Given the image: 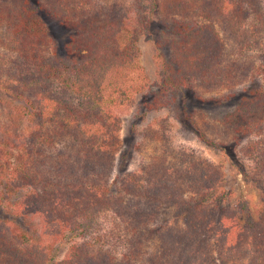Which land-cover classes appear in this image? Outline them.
<instances>
[{"label": "trees", "instance_id": "1", "mask_svg": "<svg viewBox=\"0 0 264 264\" xmlns=\"http://www.w3.org/2000/svg\"><path fill=\"white\" fill-rule=\"evenodd\" d=\"M142 1L143 14L149 18H158L161 10L165 18L178 16L181 20H174L176 47L168 60L159 54L165 68L154 106L166 92L193 83L211 92L245 80L254 66L252 62L248 65L252 58H241L243 64L227 67L215 22L226 37L238 43L239 53L262 49L264 57L263 15L245 11L255 0ZM43 8L71 28L63 56L50 57L42 50L46 32L39 12ZM1 41L0 90L24 102L14 108L15 113L8 111L7 121H0V187L4 194L11 188H27L23 202L13 207L17 206L23 217L37 218L41 234L63 239L68 232L84 229V221L102 204L106 189L102 165L113 160V150L118 148L116 111L146 89L144 69L133 52L136 39L129 14L110 6L109 0L3 3ZM170 65L183 74L173 75ZM231 116L263 120V94L252 91ZM260 122L249 121L245 130L254 131ZM190 128L202 142L214 145L194 123ZM243 152L257 161L264 176V138L244 146ZM190 160L186 155L175 159L171 154H156L151 164L122 180L121 192L137 200L135 205L118 204L115 211L128 219L139 235L120 258L110 249L85 242L73 244L55 264H142L148 243L143 235L147 218L153 215L154 219L162 205L173 206L186 216L184 229L166 227L155 235L159 252L152 260L158 264H237L247 257V264H264V217L256 220L245 202L239 204L246 217L243 245L223 241L216 260L208 225L212 215L206 210V196L216 177L209 175V166ZM2 200L5 207L8 196ZM251 243H260L252 254L245 247ZM52 260L51 248L40 242V236L36 240L18 225L0 221V264H53Z\"/></svg>", "mask_w": 264, "mask_h": 264}, {"label": "rangeland", "instance_id": "2", "mask_svg": "<svg viewBox=\"0 0 264 264\" xmlns=\"http://www.w3.org/2000/svg\"><path fill=\"white\" fill-rule=\"evenodd\" d=\"M15 1L19 0H0V5ZM30 1L39 4L42 0ZM144 4L142 0H109L110 6L123 9L129 14L130 26L136 39L133 52L144 69L146 89L134 95L116 111L119 117L118 148L115 146L113 150L115 152L113 160L102 165L106 177V189L101 199L103 202L89 216L90 219L84 221L86 227L66 233L63 239L52 237L49 239L48 234H41V224L37 218L23 217L18 214L20 211L17 206L13 207L14 204L23 202L28 189L11 188L4 194V189L0 187V221L12 227L18 225V228L27 231L36 240L40 236V242L47 243L51 248L53 264L60 262L73 244L80 245L85 242L110 249L119 258L125 253L129 242L136 240L139 233L134 232L128 219L122 218V214L115 211L118 204L129 202L135 205L134 202L137 200L121 192V182L129 178L131 173L138 172L139 167L151 164L156 154H171L175 159L186 155L197 165L209 166V175L216 177V183H213L206 196V208L208 207L206 210L212 215L208 224L210 244L214 247L217 261L218 249L223 241L228 245L235 243L243 245L246 217L239 210L240 203L247 204L256 220L264 217V176L261 175L257 161L247 157L243 152L244 146L264 138V118L261 120L260 117L231 116L244 104L252 91L258 90L264 96L262 49H253L247 54L239 53L238 43L232 37H226L218 22H215L214 27L225 46L223 55L226 57L227 67L242 63L241 58L246 60L252 58L248 60V65L252 62L254 66H250L245 80L238 85L227 83L211 92L193 83L177 91L166 92L159 104L154 106L156 93L162 88V73L165 68L159 54L168 60V55L173 47H176L177 29L174 28V20L177 19V22L181 20L178 16L172 17L174 20H169V16L165 18L161 10L158 18H149L143 14ZM245 11L249 14L262 13L264 18V0L252 1L246 5ZM39 17L46 32L43 52L50 57L55 54L65 55L66 45L70 42L71 28L46 8L40 10ZM1 43L3 44L2 41ZM168 70L173 75L177 72H180L179 75L183 74L174 65H170ZM244 71L247 72V68ZM23 102L24 100L16 101L0 90V121H7L8 111L15 113L14 108ZM250 119L262 121L252 132L245 130ZM192 123L212 141L213 146L197 137L190 128ZM6 196L8 201L4 202L6 204L4 207L2 197ZM111 205L113 208H110ZM146 207L149 208L148 205ZM185 216L186 213H180L173 206L162 205L154 219L151 218L153 215L147 218L148 223L145 225L147 230L143 235L147 237L148 243L143 249L142 264H155V260L152 259L158 257V239L155 238V235L158 237V230L172 226L179 230L184 229ZM77 220L81 221V218L78 217ZM180 235L183 239L182 232ZM259 245L260 243L256 245L251 243L245 247L252 254ZM245 260L249 261V258ZM246 261H239L237 264H247Z\"/></svg>", "mask_w": 264, "mask_h": 264}]
</instances>
